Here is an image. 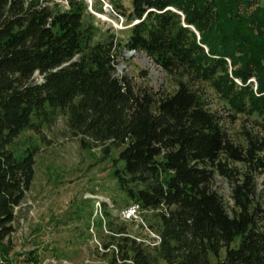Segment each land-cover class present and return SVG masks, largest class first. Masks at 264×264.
<instances>
[{"label":"trees","instance_id":"16d2710c","mask_svg":"<svg viewBox=\"0 0 264 264\" xmlns=\"http://www.w3.org/2000/svg\"><path fill=\"white\" fill-rule=\"evenodd\" d=\"M116 10L131 26L123 39L90 23L86 0H0V243L35 179L37 151L17 157L11 146L63 117L82 149L118 151L124 200L114 202L139 205L161 238L138 242L102 203L109 264H264V0H132L130 12ZM125 52L153 61L166 85L136 89L117 75ZM238 117L246 123L231 132ZM94 222L102 234L103 219Z\"/></svg>","mask_w":264,"mask_h":264},{"label":"rangeland","instance_id":"374dc122","mask_svg":"<svg viewBox=\"0 0 264 264\" xmlns=\"http://www.w3.org/2000/svg\"><path fill=\"white\" fill-rule=\"evenodd\" d=\"M263 1V0H262ZM90 23L103 33L116 34L125 38L131 27L117 12L132 10V0H86ZM67 8L64 1L59 2ZM117 75L127 76L136 89L142 87L161 90L166 85V76L153 61L142 54L122 53L118 60ZM246 119L238 120L230 126L236 132L245 125ZM28 149L37 151L35 160V179L23 207L17 211L15 234L13 236L14 257L19 264H28L24 259L32 251L38 252L40 259L60 258L71 264H109L110 257H105L101 248L107 236L106 228L100 231L93 217L102 214V203L108 205L112 218L121 224L123 202L118 184L114 179V163L118 151L105 157L101 148L84 150L80 141L71 137L66 120L60 117L50 128L44 127L41 134L27 131L11 146L17 157ZM258 188L264 187V176L257 179ZM214 190L230 201L231 187L217 178ZM92 218H89L90 214ZM146 227L141 222L126 221L132 234L139 239L148 238L146 214L141 215ZM97 218V217H96ZM101 218V217H100ZM27 254V255H26Z\"/></svg>","mask_w":264,"mask_h":264},{"label":"built area","instance_id":"2783aa9c","mask_svg":"<svg viewBox=\"0 0 264 264\" xmlns=\"http://www.w3.org/2000/svg\"><path fill=\"white\" fill-rule=\"evenodd\" d=\"M23 205L20 206V207L15 208V214L16 215H17V211L20 210L23 207ZM95 217H99V215L96 214L93 217L92 228H91L92 232H93V226L95 224V222H94V218ZM100 217L103 219V227L105 229L106 228L105 227L106 226L105 220H104V218L102 216H100ZM120 218L124 222H126V221L141 222V224L144 227H146L145 224H144V221H143V219L141 217V208L137 204H132L128 208L122 210L121 214H120ZM15 223H14V228H15ZM146 230L148 232V235H147L148 238H146V239L136 238V240L138 242H142V243L146 244L147 246H151V247L158 246L161 243L160 236H158L157 234L153 233L149 229H146ZM0 232H1V230H0ZM15 232L16 231H14L11 235L6 236L3 239V241L0 243V246H2V247H0V264H19L18 261L11 255L12 253L6 254L3 251V247H6V246H9V245L13 244V236H14ZM98 245L100 246L101 251L103 252L102 246L100 244H98ZM27 258H29V257H27ZM38 259H39V261L37 263L31 262L29 264H71L67 260L60 259V258H55V257H53V258L50 257V258H47V259H44V260H42L40 258H38ZM82 264H91V263L89 261H86V262H84Z\"/></svg>","mask_w":264,"mask_h":264},{"label":"water","instance_id":"95a60500","mask_svg":"<svg viewBox=\"0 0 264 264\" xmlns=\"http://www.w3.org/2000/svg\"><path fill=\"white\" fill-rule=\"evenodd\" d=\"M125 53H128L129 55H134V54H136L135 52H125Z\"/></svg>","mask_w":264,"mask_h":264}]
</instances>
